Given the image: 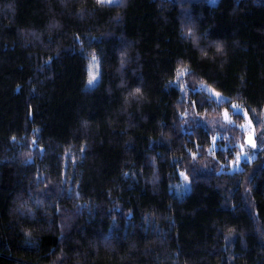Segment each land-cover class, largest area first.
Masks as SVG:
<instances>
[{"label": "trees", "instance_id": "1", "mask_svg": "<svg viewBox=\"0 0 264 264\" xmlns=\"http://www.w3.org/2000/svg\"><path fill=\"white\" fill-rule=\"evenodd\" d=\"M0 264H264V0H0Z\"/></svg>", "mask_w": 264, "mask_h": 264}, {"label": "snow or ice", "instance_id": "2", "mask_svg": "<svg viewBox=\"0 0 264 264\" xmlns=\"http://www.w3.org/2000/svg\"><path fill=\"white\" fill-rule=\"evenodd\" d=\"M116 2H118V0H116ZM98 4H111L113 3V0H97ZM184 35H186L189 39L192 40L193 45L196 47H199V38L196 36L195 32L193 29L189 28L187 29V31L184 33ZM216 47V51L217 52H222L223 48L222 46L217 43L215 45ZM200 52L202 55H207V52L201 48ZM91 55V59L89 61V68H88V85L89 86H93L96 83H99L98 81V76H99V61L97 60L96 56L94 54H90ZM124 61L121 60V64L123 65ZM189 74L186 70H180L177 72V80H181V78L185 75ZM179 87V84L177 85ZM194 91L196 90L195 88L193 89ZM205 89L203 87H201L199 89V91H204ZM141 95V89L139 87H137L134 91L129 93V96L131 97H137L139 98ZM211 95V93H210ZM216 96H219V93H215ZM232 107L234 109L237 110V114L243 115V113L241 112V110L239 109V107L237 105H232ZM225 119H228L227 113H225ZM251 125V121H249V123L247 125H241L242 128H244L245 130H247ZM213 141H215V137H213ZM248 143L252 145V147H255V142L252 140L251 136H249L248 138ZM241 148H243V145H241ZM240 156L237 155L236 156V161L240 160ZM183 175V174H182Z\"/></svg>", "mask_w": 264, "mask_h": 264}, {"label": "rangeland", "instance_id": "3", "mask_svg": "<svg viewBox=\"0 0 264 264\" xmlns=\"http://www.w3.org/2000/svg\"><path fill=\"white\" fill-rule=\"evenodd\" d=\"M120 0H118V2H119ZM212 3H216L217 2V0H210ZM118 2H116V0H113V3H111V4H116V3H118ZM98 81H99V76H98ZM97 85V83L96 84H94L93 86H90V87H94V86H96ZM204 88H205V90L208 92V93H211V95L217 100V101H219V102H221V101H224V99H226L221 93H219V92H217V91H215L214 89H212V88H210V87H208V86H204ZM215 93H219V96H216L215 95ZM239 107V106H238ZM239 109H240V107H239ZM241 110V112L243 113V118H244V121H243V123H242V125H247L248 123H249V121H251V125H250V127L247 129V130H245L244 128H242L244 131H245V142H244V144H243V148H241V154H240V160L238 161V163H240L241 162V160H244V159H248L249 158V151L251 150V149H254L255 147H252V145L251 144H249L248 143V138H249V136H251V138H252V140L254 141V142H256L255 141V136H256V128H255V126H254V124H253V122H252V120H251V118H250V116H249V114L247 113V111L244 109H240ZM233 112H235V113H237V110L236 109H234L233 110ZM227 116H228V114H227ZM212 118H215V117H212ZM228 119H229V116H228ZM228 119H225V114L223 115V117L221 118V117H219V118H217V119H215V122H216V124L214 125L215 126V128H217L218 130H221L223 127H224V124L222 125V123L223 122H226V121H228ZM251 148V149H250ZM250 149V150H249Z\"/></svg>", "mask_w": 264, "mask_h": 264}]
</instances>
